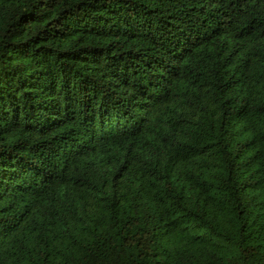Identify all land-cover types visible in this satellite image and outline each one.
I'll return each mask as SVG.
<instances>
[{
	"label": "trees",
	"instance_id": "16d2710c",
	"mask_svg": "<svg viewBox=\"0 0 264 264\" xmlns=\"http://www.w3.org/2000/svg\"><path fill=\"white\" fill-rule=\"evenodd\" d=\"M0 264H264V0H0Z\"/></svg>",
	"mask_w": 264,
	"mask_h": 264
}]
</instances>
